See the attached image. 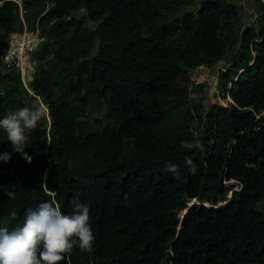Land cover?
Returning <instances> with one entry per match:
<instances>
[{
  "label": "trees",
  "instance_id": "obj_1",
  "mask_svg": "<svg viewBox=\"0 0 264 264\" xmlns=\"http://www.w3.org/2000/svg\"><path fill=\"white\" fill-rule=\"evenodd\" d=\"M193 1L20 0L22 22L0 0V54L24 27L43 38L33 95L0 61V119L38 102L50 121L26 133L30 163L0 129V226L44 201L70 215L77 199L95 239L60 264H264V0L247 25L233 0ZM220 60L230 102L204 107L188 69Z\"/></svg>",
  "mask_w": 264,
  "mask_h": 264
},
{
  "label": "clouds",
  "instance_id": "obj_2",
  "mask_svg": "<svg viewBox=\"0 0 264 264\" xmlns=\"http://www.w3.org/2000/svg\"><path fill=\"white\" fill-rule=\"evenodd\" d=\"M12 1L18 5L20 10V0ZM34 52L24 55L31 68L34 64L31 55ZM1 54V64L6 67L1 60ZM23 57L19 67L14 65L7 67H15L19 70L22 83L28 93L33 95L27 87L28 70L26 71ZM32 72L33 70L30 71V73ZM24 78L27 79L26 83L23 81ZM47 115L46 107L37 102L10 111L3 119H0V129L6 132L12 151L20 153L29 163L31 157L25 152L26 133L36 129L39 122L46 119ZM46 128L48 129L49 126ZM180 143L181 147L186 149L200 147L199 144H193L186 140H181ZM10 157L9 152L0 153V161L4 163L9 162ZM185 163L189 171L195 174L196 165L193 160L186 157ZM166 170L173 173L175 179H181L177 165L169 164L166 166ZM72 203L74 210L70 215L62 213L59 204L54 200L44 201L37 204L35 208L26 209L22 223L14 229L9 230L6 226H0V264H60L65 255L71 252L74 245H78L82 251H90L95 236L89 223V208L77 199H74ZM193 204L196 202L191 205ZM12 217L15 218V213L12 214Z\"/></svg>",
  "mask_w": 264,
  "mask_h": 264
},
{
  "label": "rangeland",
  "instance_id": "obj_3",
  "mask_svg": "<svg viewBox=\"0 0 264 264\" xmlns=\"http://www.w3.org/2000/svg\"><path fill=\"white\" fill-rule=\"evenodd\" d=\"M196 1L197 0L193 1L192 7L193 6L196 7V4H197ZM246 2H248V3H245L246 10L248 9V12L245 13V15H248V14L250 15L251 12H250L249 8L252 5L251 2H253V0H247ZM249 18L251 19L252 17L247 16L248 20H249ZM87 23L88 22H86V24ZM89 24H91V23H89ZM223 67H224V61L220 60L219 63H216L215 65H212L211 67H204V68H198V69H188L189 75L194 80V83L199 82V83L203 84L202 90L199 92H195L194 95L201 100L204 107H207L208 104H211L214 102L218 103L222 106H225L230 100L227 97L224 99H221L220 98V90L217 87V82H218L217 73L220 69H223ZM32 70H33V67H32V69H28V71H27L28 74ZM23 81L26 83L27 79L24 78ZM40 104H42V103H40ZM43 106H45V105H43ZM46 109H47V107H46ZM49 123L50 122H49V118L47 115L45 126L48 127ZM229 184H233V181H229ZM235 189H237V186L233 185V187L229 191H232ZM229 198H230V194L228 192L227 199H229ZM194 202H196V201L192 200V199H187L185 201V204H186L185 208H188ZM226 202H227V200H226ZM223 204H225V202H218L217 203V205H223ZM203 205L210 206V204L205 203V202L203 203ZM185 208L178 212V219L179 220H182L183 217L185 216V214L188 210Z\"/></svg>",
  "mask_w": 264,
  "mask_h": 264
},
{
  "label": "built area",
  "instance_id": "obj_4",
  "mask_svg": "<svg viewBox=\"0 0 264 264\" xmlns=\"http://www.w3.org/2000/svg\"><path fill=\"white\" fill-rule=\"evenodd\" d=\"M19 13L21 17L23 13L21 8ZM21 21L23 22L22 18ZM42 39L37 30H28L25 27L20 32L9 33L1 54L3 64L6 67L12 65L19 67L22 57L36 51Z\"/></svg>",
  "mask_w": 264,
  "mask_h": 264
},
{
  "label": "crops",
  "instance_id": "obj_5",
  "mask_svg": "<svg viewBox=\"0 0 264 264\" xmlns=\"http://www.w3.org/2000/svg\"><path fill=\"white\" fill-rule=\"evenodd\" d=\"M247 0H233V2L235 3L237 9H238V16L240 18V22L243 24V25H247L249 23H251L254 18H255V5H254V2H251L252 5L250 6L249 10H250V15H245V13L248 12V9L246 10V6H245V3H248L246 2ZM247 16L249 17H252L251 19L249 18V20L247 19ZM254 16V17H253ZM24 64L26 66V71L28 69H32L31 66H30V63L27 62V58L24 60Z\"/></svg>",
  "mask_w": 264,
  "mask_h": 264
},
{
  "label": "water",
  "instance_id": "obj_6",
  "mask_svg": "<svg viewBox=\"0 0 264 264\" xmlns=\"http://www.w3.org/2000/svg\"><path fill=\"white\" fill-rule=\"evenodd\" d=\"M220 61H216L213 63V65H215L216 63H219ZM5 70H1V73H3ZM33 77L32 73L27 74V78L30 81ZM181 222L182 220H179L178 225L176 227V230H178L181 227ZM169 258H170V253L166 252V256H165V260H164V264H169Z\"/></svg>",
  "mask_w": 264,
  "mask_h": 264
},
{
  "label": "bare ground",
  "instance_id": "obj_7",
  "mask_svg": "<svg viewBox=\"0 0 264 264\" xmlns=\"http://www.w3.org/2000/svg\"><path fill=\"white\" fill-rule=\"evenodd\" d=\"M25 59H26V56L23 57V60H25ZM24 63H25V62H24ZM24 65H25V64H24Z\"/></svg>",
  "mask_w": 264,
  "mask_h": 264
}]
</instances>
